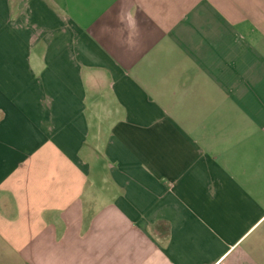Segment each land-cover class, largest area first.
<instances>
[{
    "label": "crops",
    "instance_id": "crops-1",
    "mask_svg": "<svg viewBox=\"0 0 264 264\" xmlns=\"http://www.w3.org/2000/svg\"><path fill=\"white\" fill-rule=\"evenodd\" d=\"M0 264H264V0H0Z\"/></svg>",
    "mask_w": 264,
    "mask_h": 264
}]
</instances>
